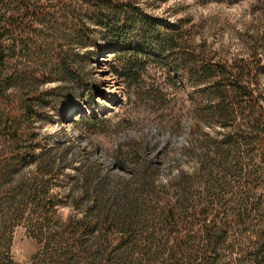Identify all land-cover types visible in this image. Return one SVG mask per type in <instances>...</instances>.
Returning <instances> with one entry per match:
<instances>
[{
  "label": "trees",
  "instance_id": "16d2710c",
  "mask_svg": "<svg viewBox=\"0 0 264 264\" xmlns=\"http://www.w3.org/2000/svg\"><path fill=\"white\" fill-rule=\"evenodd\" d=\"M95 33L107 36L106 48L126 52L120 58L130 75L133 63L139 71L162 59L170 80L189 87L190 141L200 155L193 174L163 188L162 204L141 209V218L136 200L125 215L90 206L89 216L64 221L62 232L49 230L38 264H264V43L257 41L264 37L248 40L244 54L206 52L147 17L136 0H0V214L16 206L24 216L27 208L31 223L55 205L49 187L12 186L11 177L28 162L46 171L38 122L67 82L76 94L78 65ZM48 44L54 60L37 66L33 54ZM50 81L57 84L41 86ZM112 228L126 235L115 244ZM9 257L0 247V264Z\"/></svg>",
  "mask_w": 264,
  "mask_h": 264
},
{
  "label": "rangeland",
  "instance_id": "374dc122",
  "mask_svg": "<svg viewBox=\"0 0 264 264\" xmlns=\"http://www.w3.org/2000/svg\"><path fill=\"white\" fill-rule=\"evenodd\" d=\"M136 1L147 17L179 32L182 41L203 44L206 52L244 54L248 40L264 37V0ZM106 37L94 34L91 51L82 58L83 66L78 65L83 83L76 94L69 93L73 85L69 81L53 103L45 104L38 134L45 147L46 171L28 162L11 177L12 186L33 181L41 188L49 187L55 205L46 208V215H32L31 223L25 217L27 208L24 216L16 206L1 212L0 232H6L0 237V247L3 251L7 247L10 256L2 264H38L36 255L45 249V234L62 232L66 220L89 216L90 206L94 213L125 215L137 200L141 218V209L153 211L158 202L162 204L158 197L163 188L171 191L178 176L191 175L196 169L200 151L190 141L194 137L189 127V87L170 80L172 69L162 59L146 63L139 71L133 63L130 75L120 58L126 52L118 55L106 48ZM53 50L54 44H48L32 60L37 66L50 63ZM103 73L112 79L106 82ZM56 84L50 81L41 86ZM199 176L192 181L194 185ZM149 181L151 194L146 190ZM148 200V205L142 204ZM111 230L112 244L126 236L121 230ZM76 231L79 234L81 228L77 226ZM131 236L132 232L126 240Z\"/></svg>",
  "mask_w": 264,
  "mask_h": 264
},
{
  "label": "bare ground",
  "instance_id": "6f19581e",
  "mask_svg": "<svg viewBox=\"0 0 264 264\" xmlns=\"http://www.w3.org/2000/svg\"><path fill=\"white\" fill-rule=\"evenodd\" d=\"M101 76H102V78H103L106 82H108L109 80L112 79V78L110 77V74H108V73H103ZM111 85H116V84L113 83V84H111Z\"/></svg>",
  "mask_w": 264,
  "mask_h": 264
}]
</instances>
